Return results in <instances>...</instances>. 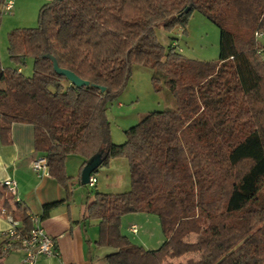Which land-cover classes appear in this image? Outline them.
Instances as JSON below:
<instances>
[{"label": "trees", "instance_id": "obj_1", "mask_svg": "<svg viewBox=\"0 0 264 264\" xmlns=\"http://www.w3.org/2000/svg\"><path fill=\"white\" fill-rule=\"evenodd\" d=\"M194 12L220 31L215 62L187 59L156 38L159 28L184 30ZM259 30L264 0H52L41 7L35 29L7 37L10 60L31 58L33 74L26 78L0 64V130L31 126L37 157L65 191L69 157L81 158L84 168L98 156L91 176L113 160L127 161L130 189L96 192L85 208L84 220L98 223L96 246L113 250L107 264H264ZM47 56L88 87L57 75ZM135 65L152 71L154 91L165 89L175 108L148 113L116 145L107 103L123 91ZM58 204L44 205L41 219ZM1 211L27 236L30 216L2 184ZM136 213L158 218L164 237L158 249L145 250L121 234L122 217Z\"/></svg>", "mask_w": 264, "mask_h": 264}, {"label": "crops", "instance_id": "obj_2", "mask_svg": "<svg viewBox=\"0 0 264 264\" xmlns=\"http://www.w3.org/2000/svg\"><path fill=\"white\" fill-rule=\"evenodd\" d=\"M33 131L31 126L23 124H15L8 131L0 130V185L8 180L14 181L16 200L23 204L30 217L39 219L43 230L55 240L58 256L40 258L37 264H107L106 257L113 253V250L96 246L99 237L98 223L84 220L85 208L93 200L94 194H90L80 183L83 160L76 157L75 162L70 165L68 160L73 157L66 160V174L71 180L68 191L62 189L49 175H37L32 169V162L38 156L34 150ZM117 167H121L122 173L127 172L126 179L130 180L128 164L120 163L118 159L113 160L109 167L93 175L96 178L95 193L120 194L129 190L127 185L124 186L123 177L125 189L121 192L112 191L118 188V183L113 186L109 177L117 173ZM105 181L109 184L103 185ZM54 203L60 204L54 207L46 218L41 219L43 206ZM132 226L136 225H130L127 231L136 236L138 247L152 251L162 243L159 236L150 235V238L142 234L143 231L146 232L144 229H141L140 233L137 226V234H132ZM9 229L7 219L0 217V244ZM20 260L21 253L13 251L1 264H19Z\"/></svg>", "mask_w": 264, "mask_h": 264}, {"label": "rangeland", "instance_id": "obj_3", "mask_svg": "<svg viewBox=\"0 0 264 264\" xmlns=\"http://www.w3.org/2000/svg\"><path fill=\"white\" fill-rule=\"evenodd\" d=\"M13 8L11 12H2L0 22V64L3 69L18 70L26 77L30 78L33 74V60L26 58L23 63H15L11 61L8 54V38L9 34L14 31L35 29L38 24V14L41 7L51 0H12ZM158 42L164 47L174 46L177 53L183 57L198 62H215L219 56V29L211 23L205 16L198 12H194L189 17L186 28L165 31L161 28L154 31ZM152 71L142 66H133L132 73L128 79L123 91L113 101L107 103L106 116L110 124V136L112 143L121 145L125 142L124 131L137 125L148 113L158 111L174 110V102L170 94L163 89L160 93H156L151 84ZM73 157L68 160L69 165L75 162ZM119 162L127 163L125 159H118ZM117 173H113L109 177V181L113 186L118 183V188L112 191L121 192L128 186L130 189V180L127 181V172L122 173L121 167H117ZM124 177V186H123ZM109 184L105 181V184ZM112 186V187H113ZM85 190H89L90 194H95L96 188L89 189L84 186ZM121 234L129 238L131 243L139 246L136 236L128 233L127 229L130 225H136L140 229V233L146 234L148 237L159 236L164 241L161 232L160 222L157 217L147 215L145 213H136L126 215L120 220ZM142 229V230H141ZM151 235V236H150ZM197 236L191 235L190 241L195 242ZM159 246H156L158 249Z\"/></svg>", "mask_w": 264, "mask_h": 264}, {"label": "built area", "instance_id": "obj_4", "mask_svg": "<svg viewBox=\"0 0 264 264\" xmlns=\"http://www.w3.org/2000/svg\"><path fill=\"white\" fill-rule=\"evenodd\" d=\"M12 8L13 1L6 0L3 11L9 13ZM254 36L255 39L263 45V48H260L259 53L262 54L264 60V30L256 31ZM32 169L39 176L49 175L46 160L44 158H35L32 162ZM95 184L96 178L90 176L87 186L93 188ZM2 185L7 188L11 196H15L16 185L14 181L8 180ZM0 217L7 219L10 225L9 231L4 235L0 249V255L3 258L8 256L11 252L17 251L21 253L19 264H37V261L40 258H53L58 256L55 240L43 230L38 218L30 217L32 229L26 236L18 231L19 223L14 222L4 211L0 212ZM130 231L134 235L137 234V227L132 226Z\"/></svg>", "mask_w": 264, "mask_h": 264}, {"label": "water", "instance_id": "obj_5", "mask_svg": "<svg viewBox=\"0 0 264 264\" xmlns=\"http://www.w3.org/2000/svg\"><path fill=\"white\" fill-rule=\"evenodd\" d=\"M188 10L189 9H186L185 13L188 12ZM47 58L51 61L50 63L52 64L53 71L57 75L65 78L72 86H74L76 88L88 87V85H89L88 82L81 80L75 74L73 75V73L68 71V70L59 68L56 60L53 57L47 56ZM100 90H101V92H103L104 88H100ZM99 165H100V162H99L98 156H94L87 162L85 167L82 168V171L80 174V183L82 186L88 185V181H89L90 176L93 174V172L95 170L98 169Z\"/></svg>", "mask_w": 264, "mask_h": 264}]
</instances>
